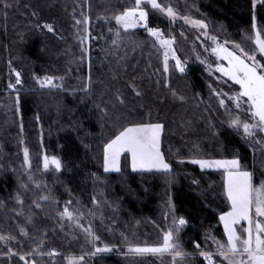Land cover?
<instances>
[{
	"label": "trees",
	"instance_id": "obj_1",
	"mask_svg": "<svg viewBox=\"0 0 264 264\" xmlns=\"http://www.w3.org/2000/svg\"><path fill=\"white\" fill-rule=\"evenodd\" d=\"M5 5L8 7L5 8ZM29 7L33 9L40 7L44 13L46 12L56 31L59 32V39L52 36L43 37L31 26L36 16H32L26 10ZM102 7L92 5L89 11L83 12L86 13L84 16L91 18L90 26H93L97 12L104 14ZM71 8L73 6L69 0H0V166L4 167L0 170L1 232L19 235L17 223L25 224L26 216H17L12 212V209L17 207L13 194L17 189L19 164L22 160L20 148L18 146L12 148L18 145L22 137L24 146L29 149L30 157L35 159L32 166L37 178L46 181L59 204L56 206L57 209L52 211L44 207L39 212L31 207L36 213L33 216L34 224H25L29 229V237H23L24 243L19 246L21 251L30 252L32 238H42L46 244L55 241L62 256L56 257L55 260L51 257L45 258L43 259L45 264H65L64 255L82 253L78 248V241L70 242L62 233V226L56 218L66 200L72 199L75 204V198H79L78 206L86 213L87 209L93 208L91 198L96 195L100 202L103 200L111 201L112 204L117 203L114 212L111 211L112 221L119 217V212L128 222L133 219L132 224H135L134 219L152 220L160 200L158 194L165 190L163 185L165 179L172 177L173 172L178 173L184 169L183 174L176 177L177 180L170 189L176 214L183 215L188 221V228L183 236L194 237L193 243H195L200 242L201 232L205 230L220 235L222 226L219 222V213L228 208L221 193L220 181L223 174L201 173L197 168L186 164L183 166L184 169H181L171 157L170 150L172 147L178 150L182 135H187L184 140L191 142L193 146V142L205 141L211 136L209 134L211 128L204 123L198 124V121L202 122L204 119L202 117L204 114L198 110V103L193 99L195 93H200L204 97L207 92L200 78L199 69L187 68L185 76H176L177 82L184 86L188 85V91L191 92L185 94L186 102L179 103L170 97L168 89L155 84L152 76L143 74L142 69L146 65L142 68H133L132 61L130 64L121 57L109 59L105 52L106 45L100 46V40H94L89 46L92 50L94 82L92 94L88 95L80 90L83 78L88 74V65L80 60L82 53L77 52V46L73 47L75 33L67 15ZM198 8L210 23L218 24L222 28L221 37L228 41L240 42L245 35L249 37L253 13L251 0H198ZM84 9L82 7L81 11ZM255 12L258 23L264 26V7L257 6ZM150 25L161 26L159 22L153 21H150ZM99 31L104 32L105 29L103 27L100 30L91 29L92 37ZM131 38V43H137L133 35ZM123 52H128L127 48H123ZM9 66L21 72L22 86L16 88L20 94L18 115L15 114L12 104L15 93L8 87L9 82H14L11 76L6 75ZM34 74L63 77L62 90L36 89L33 83ZM130 80L134 81L142 91L140 96H136L129 88L127 82ZM72 89L76 91L73 92ZM116 90L126 97L124 105H119L115 101L113 96ZM102 101H111V104L116 105L111 109L110 116L102 117L95 108V104ZM154 109L158 110L157 118L166 125L162 150L166 159L173 165V171L134 172L122 157L120 172L105 173L102 167V146L106 138L119 127V123L114 118H119L121 123L148 120L149 113ZM37 115L40 117L39 120L35 119ZM214 115L220 120L224 119L225 113L222 109L216 108L214 113L209 112L206 116L208 120L218 124L214 128L218 134L216 140L211 139L212 146L202 147L201 144L203 149L201 157H231L233 154H239L242 163H248V148L242 144L236 133L220 121L219 124ZM39 123L42 144L37 142L40 134ZM182 123H185V127L183 125L184 129L179 131L178 128L180 129ZM172 134L177 136L173 137ZM41 148L49 155L60 156L65 167L60 172H46L41 176L38 161ZM93 173L99 175L100 180H94ZM190 178L198 180L200 186L197 188L188 183ZM30 188L34 186L30 185ZM33 198L31 192L26 194L25 213L28 212ZM191 244L188 243L184 249L193 252L195 248ZM11 246L17 247L16 242ZM0 251H7V248L0 247ZM43 251L46 252V249ZM0 264L22 263L18 258L12 257L11 261L0 258ZM89 264L122 263L120 257L111 255L93 257Z\"/></svg>",
	"mask_w": 264,
	"mask_h": 264
},
{
	"label": "snow or ice",
	"instance_id": "obj_2",
	"mask_svg": "<svg viewBox=\"0 0 264 264\" xmlns=\"http://www.w3.org/2000/svg\"><path fill=\"white\" fill-rule=\"evenodd\" d=\"M252 3V36L253 42L250 50H246L241 43L232 41L221 42L218 36L212 35L207 31L209 24L205 19H198L189 15H182L170 0H131L127 7H121L119 11L102 15L105 21L114 20L115 27L108 29L114 36L111 43L116 45L127 36L131 39V30L142 27L152 39V47L161 52L162 68L155 71L160 74L157 79V85L167 88L172 97L180 102H186L187 97L178 93L171 85V72L178 71L180 74L187 72L188 57L181 59L175 45V35H165V30L158 26L150 25V13L156 12L169 18L170 23L177 19H183L186 23L200 28L203 35L212 41L213 46L206 47L216 57V62H210L197 53L196 59L205 65V71L220 81L225 87H220L212 79L208 80L209 96L208 102L215 101L218 107L226 115V119L221 121L232 131L238 133L245 140H255L259 144H264V26L258 23L255 9L257 0H251ZM8 7L5 5V8ZM36 15V13H33ZM101 17H98V19ZM90 17L85 15L82 20H76L77 31L80 32V25H83V31L77 36L81 45L82 62L88 65V74L83 78L81 91L88 95L92 94L94 76L92 72L91 48L89 47L92 35L89 28ZM37 27H41L37 24ZM43 28L55 32L54 25L44 22ZM100 37H96L99 39ZM197 39H200L198 36ZM203 43V41H202ZM170 59L174 64L170 65ZM15 72V83L9 82V89H15L16 84H20L21 72L12 69ZM219 73V75L217 74ZM35 79L41 86L63 87V84H57L56 81H63V77H55L49 74L43 76L35 75ZM115 78V77H114ZM129 88L136 96H140L141 90L134 81H128ZM73 92L76 89H72ZM114 99L119 105L126 103V97L119 90L114 93ZM193 99L197 103L203 100L200 93H195ZM16 110L20 111V94L16 93ZM111 101L95 104V108L101 116H110L111 109L115 104ZM204 111H208L207 108ZM148 120L120 122L119 118H114L119 123L118 129L103 143L102 146V167L105 173L111 171L120 172L122 167V157L132 170H159L170 172L173 165L165 157L162 150V139L165 131V123L158 118L155 122L151 119L149 113ZM39 115L35 117L39 120ZM215 128V124L211 125ZM23 125H21V128ZM258 133L260 135H258ZM218 134V133H217ZM179 162L191 160L193 164L199 165L200 169H218L223 171V194L228 202L226 211L219 213V222L223 224V232L226 239L210 237L215 244L214 250H205L201 247L199 241L195 242V251L188 252L184 249L180 240V233L183 227L188 223L183 215H177L174 203L169 198L165 213V219L171 214V222L166 228H161L162 239L159 242L149 243L147 241L133 242L129 241L127 236L121 234L123 244L114 245L112 243H100L101 237L97 235L92 223L85 225L82 219L85 217V211H81L79 198L66 200L62 209L57 214L59 221H70L76 228L84 233L87 243L90 245L87 252L80 255H68L64 257L67 264H88V259L99 253L112 252L121 249V254H156L164 256L170 254L172 264H185L189 257H202L207 264H264V179L259 183L255 182V173L247 165L242 163L239 154H233L231 157H198V156H178ZM54 166L56 172H60L65 164L60 156L42 154L40 174L43 176L47 170ZM2 167V166H0ZM15 171V169H14ZM94 180H100L99 175L93 173ZM17 189L13 194V199L17 205L12 212L17 216H26L25 224H34L33 216L35 212L31 207L43 210L46 204H57V198L52 194L46 181L37 178L36 172L32 166L30 152L27 147L23 148V161L17 176ZM194 183L199 184L196 180ZM33 185L34 188H30ZM31 192L33 199L27 213L26 194ZM92 209H87L88 216H94L95 211L100 208V200L96 195L92 196ZM2 203V202H0ZM101 218H103L101 213ZM244 222V223H242ZM25 224L17 223L19 235L0 234V241L7 247V251H0V256L11 261L12 256H16L22 264H43L42 258L47 255L53 260L61 255L57 248H51L47 252L43 251L44 239L32 238V248L30 252L20 250L23 245V237H29V229ZM63 226V225H61ZM46 232V230H45ZM44 235V233H42ZM16 241L17 247H12L11 242ZM123 248H127V253H123Z\"/></svg>",
	"mask_w": 264,
	"mask_h": 264
},
{
	"label": "rangeland",
	"instance_id": "obj_3",
	"mask_svg": "<svg viewBox=\"0 0 264 264\" xmlns=\"http://www.w3.org/2000/svg\"><path fill=\"white\" fill-rule=\"evenodd\" d=\"M69 2L72 4L73 8H71V11L69 14H67L69 16V20L71 21L70 25L72 27L73 32L75 33V41H74V46H77V52H81V45L80 42L77 40V36L80 35L83 31V25H80V32L77 31V25H76V20H82L84 14L83 12H87L89 11V9L93 6H103L102 8H104V14L103 15H108L109 13H114L120 10V8L123 7H127L129 6V4L131 3V0H69ZM170 2L173 4L174 7L177 8V10L182 14V15H189L191 17H195L198 19H205L207 21V23L209 24V28L207 29L208 32H210L212 35L218 36L221 40V42L224 41H228L226 38L221 37L222 35V28L219 27L218 24H212L210 23L209 19L205 16V14L201 13L199 11L198 8V0H170ZM65 4V3H64ZM91 4V6H90ZM68 5V4H66ZM257 6H263L264 7V0H257ZM82 7H84L85 9L83 11ZM27 11H29V13L33 16V13H36V18L35 21L31 24V26H33L37 32H40L41 35L44 36H52L53 38H57L59 39V32L56 31L55 32H51L46 28H43V23L47 22V23H52V21L49 20V18L47 17V15L43 12V10L40 7H36V8H27ZM31 11V12H30ZM98 17H101L98 19ZM150 21L153 22H159V25H161L160 27L162 29L165 30V35H175L176 37V41H175V45L174 47H176L178 54L181 56V59H184V57H188L187 60V68H192V67H197L199 69V74H200V78L202 79L203 83H204V87L206 92V96L203 97V100H201L198 103V110L201 111L204 116V119L202 120V117H200L202 120V122L198 121V124H205V126H207L208 128H211V132L209 134H211L209 139H206L205 141L202 140L201 142H193L194 146L191 144V142H188L187 140H184V137L186 136H181L182 142L181 145L179 146L178 150L170 148L171 150V157L174 159L175 163L181 168L184 169V165H188L190 167H195L197 168V170L201 173H207V172H221L223 174L222 170H218V169H205L202 170L200 169L199 165L193 164L191 162V160H185L183 163L179 162V160L177 159L178 156L181 157H187V156H198L201 157V152H202V147L204 145H209L212 146V140H216L217 137V133L216 131H214V128L211 126L212 124H215V126H217V123L212 122L210 119L208 120V118L206 116H208L209 112H215L216 108L218 107V104L213 101L211 103L208 102V96H209V88H208V80L212 79L217 85H219L220 87H225L223 84H221L220 81H215L214 77H211L210 74L208 72L205 71V65L201 63L200 60L196 59L197 53H199V55L203 58H206L208 61L210 62H216V57L214 54H212L209 51H205L206 47H211L213 46V43L211 40L208 39V37L203 35V31L200 28L194 27L191 24L186 23L183 19H177L174 23H170L169 22V18H167L164 15H161L160 13H150V17H149ZM37 24H40L41 27H37ZM100 26H99V25ZM96 25H98V27H95ZM89 28L90 29H95L98 28L99 30L102 29V27L105 29L104 32H97L96 36L92 37V41H97L100 40V46L103 44L106 45V50L105 52L107 53V55L109 56V59H116L117 57H121L124 60H127L130 64L131 61L132 63V67H141L146 65L145 68H143V74L147 75L148 77L152 76V81H154L155 84L157 79L159 78L160 74L158 72H156L155 70L158 68H162V55L161 52L158 51L156 48L152 47V39L148 33L142 28V27H137L136 29L131 30V36L133 35L136 39H137V43H131V39H129L127 36H125V39L122 41H119L116 45H113L111 43L112 39L114 38L113 34L111 32L108 31V29L110 27H115V21L114 20H110V21H105L102 18V14H100V12H97V17L94 18V23L93 26H90V22H89ZM102 26V27H101ZM55 28V27H54ZM140 33V34H139ZM200 37V39H197V37ZM249 37H247L246 35L243 37V39H240V42L235 41L237 43H241L246 50H250L252 47L253 42L251 41L250 37L252 36V30H249ZM96 37H100L99 39H96ZM242 40V41H241ZM203 41V43H202ZM229 45L228 46H232L231 42L229 41ZM91 44V43H90ZM135 44L138 46H135ZM139 44V45H138ZM90 46V45H89ZM99 48V46H97ZM123 48H127L128 52H123ZM104 52V49L102 50ZM174 64V61L170 59V65ZM16 69L15 67L9 66L7 68L6 71V75L11 76L14 80L13 83H15V72L12 71V69ZM147 73V74H146ZM219 75V73H217ZM186 74H180L178 71L173 70L171 72V84L173 85V87L175 89H177L181 94L184 95L191 93L190 91H188V85L184 86L181 85L180 83L177 82L176 80V76H185ZM22 80V79H21ZM33 83L36 89H59L62 90V88L60 87H49V86H41L39 84V82L35 79V76L33 77ZM56 83L59 85L62 83V81L57 80ZM63 84V83H62ZM22 86V82L20 84H16V88ZM142 85L140 84V87ZM231 85H228L227 87H225V91L228 90V87H230ZM11 89L12 92L15 93V95L13 96V106H14V110H15V114L18 115L19 112H17L16 110V93L18 92L17 89ZM167 89V88H166ZM142 93V91H141ZM114 97V96H113ZM170 97L174 100L177 101L179 103H181L180 101L174 99L172 97V94L170 92ZM196 100V99H195ZM207 108L208 111H204V109ZM220 109V108H219ZM11 110V109H10ZM151 113V119L153 120V122H155V119L157 118L156 115H158V110L154 109L153 112ZM216 117V121H218L219 124H221L220 122L225 120L227 117L226 115H224V119H220L218 120L217 116L214 115ZM149 117V116H148ZM150 118V117H149ZM185 121V119H184ZM193 121V120H192ZM220 121V122H219ZM187 124H189L190 122H186ZM185 127V123H182V125L180 126V129L178 128L179 131H182ZM188 126V125H186ZM41 128V124L39 123L38 126V130L40 131L39 137L37 142L42 144V132L40 130ZM230 129V128H229ZM20 130V129H19ZM175 131V130H172ZM234 132V131H233ZM179 133V132H178ZM236 133V132H234ZM193 134V133H192ZM238 135V137L240 138L242 144L248 148L249 150V155H248V163H246L245 165H247L251 170L254 171L255 173V182L259 183L260 179H264V144H259L257 143L255 140H245L243 139L238 133H236ZM185 135V133H184ZM258 135H260L258 133ZM173 137L177 136L175 134H172ZM198 138V136L196 137ZM18 139V138H17ZM180 139V138H179ZM24 139L21 137L18 141V145H15L12 149H15L17 146L18 148H20V157H21V162L19 164V162L17 163V165L19 164L21 166V163L23 161V148L24 143H23ZM196 144V145H195ZM202 144V147H201ZM210 151V150H209ZM45 149L41 148L40 149V153H39V159L38 156L35 155L36 159H38V161L40 162L41 165V157L42 154L45 153ZM47 153V152H46ZM48 154V153H47ZM49 155V154H48ZM32 163L33 161H35V159H33L31 157ZM4 167H0V170H3ZM131 169V168H130ZM132 170V169H131ZM55 171L54 166L51 167L49 170H47V172H52ZM134 172H162L159 170H152V171H148V170H132ZM173 169L170 171L172 172ZM185 171V169L181 172L175 173L173 172V176L170 178L165 179L164 182V191L162 190L158 196L160 198L159 203L156 207V215L154 216V219L150 220V219H139V221H136L137 219H134L135 224H132L133 219L131 222H128L127 220H125L126 217H122L120 215L119 212V217L114 218V220L112 221V214L111 211L114 212V208L117 207V203H111V201H101L100 204V208L98 211H95V215L94 216H88L87 214V210H86V215L85 217L82 219V222L87 225L88 223H92L94 230L96 231L97 235H99L101 237V241L100 243H112L114 245L117 244H123V240L121 239V234L123 233L124 235L127 236L129 241H133V242H140L143 243L145 241L149 242V243H155V242H159L162 239V233L160 231L161 228H166L168 226V224L171 222V214H169V218L166 220L165 219V213L168 212V201L169 198L171 199V195H170V189L171 186H173L174 182H176L178 176H180L179 174H183V172ZM109 173H116V171H111ZM166 173V172H164ZM168 173V172H167ZM189 176L190 174L187 173ZM195 180L188 179V183H191V185H193L194 187H199L200 184L194 183ZM222 184V189H221V193H222V198L225 200L226 202V206L228 207V202L226 200V197L223 194V175H222V180L220 181ZM105 203V204H104ZM57 204H46L45 207L49 208L50 211L52 210H56L57 209ZM93 206V204H92ZM63 207V206H62ZM62 209V208H61ZM92 209V208H91ZM39 212L41 211L40 209H37ZM101 213L103 218H101ZM44 216V215H42ZM125 221V223H124ZM121 222V224H120ZM244 223V222H242ZM61 224L63 225L61 227L62 229V233L68 237V239L70 240V242H75L78 241V248L80 250V252H87L89 250L90 245L86 242L87 238L84 235V233L82 231H80L78 228H76L74 226V224L70 221H60V226ZM221 226H222V233L220 235H216L214 233V231H202L201 232V237H200V243H201V247L205 250H214L215 249V244L208 238L210 237H216L218 239H226L224 232H223V224L220 222ZM29 225V224H28ZM27 225V226H28ZM131 225V226H130ZM58 226V225H57ZM59 226V229H60ZM130 226V227H129ZM188 225L186 224L181 233H180V240L181 243L183 244V247L185 248V246L188 243H192L191 245L195 248V243H193V238L192 236H183V234L185 233V231L187 230ZM0 234H4L1 232L0 230ZM16 241H12L11 245H13V243H15ZM57 243L55 241H50L49 243H44V248L46 249V252L51 249V248H57L59 250V247L56 245ZM0 247L3 248H7L8 246H6L2 241H0ZM32 248V246H31ZM196 250V249H195ZM194 250V251H195ZM60 251V250H59ZM61 253V251H60ZM123 253H127V248H123ZM70 255V254H68ZM68 255H64V257H67ZM74 255V254H71ZM80 255V254H78ZM77 255V256H78ZM118 256L121 259V263L122 264H172V258L170 256V254H165L164 256H159L156 254H151V253H147V254H121V249H116L112 252H107V253H99L94 257H98V256ZM62 256L58 255L57 257ZM13 258H18L16 256H12ZM0 258H5L0 256ZM45 258H49L47 255H45L43 259ZM91 258H87L88 259V264L89 261L92 259ZM19 260V258H18ZM20 261V260H19ZM21 262V261H20ZM22 263V262H21ZM45 264V263H43ZM65 264H67V261L65 260ZM185 264H207V261H205L202 257L199 258H193V257H189L187 259V261H185Z\"/></svg>",
	"mask_w": 264,
	"mask_h": 264
}]
</instances>
